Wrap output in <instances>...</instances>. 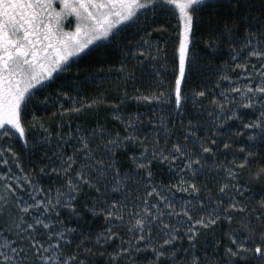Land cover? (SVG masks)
Wrapping results in <instances>:
<instances>
[{
	"label": "snow or ice",
	"instance_id": "snow-or-ice-1",
	"mask_svg": "<svg viewBox=\"0 0 264 264\" xmlns=\"http://www.w3.org/2000/svg\"><path fill=\"white\" fill-rule=\"evenodd\" d=\"M97 250L264 264V0H0V264Z\"/></svg>",
	"mask_w": 264,
	"mask_h": 264
},
{
	"label": "trees",
	"instance_id": "trees-1",
	"mask_svg": "<svg viewBox=\"0 0 264 264\" xmlns=\"http://www.w3.org/2000/svg\"><path fill=\"white\" fill-rule=\"evenodd\" d=\"M153 38L154 39L159 38V33L155 34ZM68 76H70V73H68V74H62L61 77L58 78L57 82H60V79H63L66 82ZM193 82H197L198 83L199 82V79L197 78L195 81H192V80L189 81V83H193ZM225 86H227V85H225ZM139 108L142 111H150L151 108H152V105H150V104H141V105H139ZM231 126L232 127H235L236 125L235 124H232ZM223 158H224L223 156H218L217 157V159H223ZM227 158L228 159H231L230 156L227 157ZM169 174L170 173H165V175H169ZM50 179H51L50 177H42V180H43V182L45 184H47ZM98 224H99V221H93V224L91 225V227L95 228V227L98 226ZM91 259L93 260V264H105L104 257L98 254V250H97V255L94 256V257H92Z\"/></svg>",
	"mask_w": 264,
	"mask_h": 264
}]
</instances>
